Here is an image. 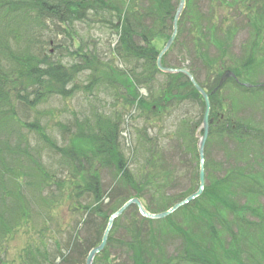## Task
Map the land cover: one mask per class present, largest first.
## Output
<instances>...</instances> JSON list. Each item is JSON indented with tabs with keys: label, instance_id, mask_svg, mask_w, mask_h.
I'll use <instances>...</instances> for the list:
<instances>
[{
	"label": "trees",
	"instance_id": "obj_1",
	"mask_svg": "<svg viewBox=\"0 0 264 264\" xmlns=\"http://www.w3.org/2000/svg\"><path fill=\"white\" fill-rule=\"evenodd\" d=\"M70 2L69 0H0V264H59L60 261V264H64L63 251L55 247L58 245L55 241L57 236L59 239L58 233L47 247L41 238L44 233L42 230H49L50 223H54L46 212L50 207L42 204L44 201L50 202L46 199L47 197H43L44 188L47 181L51 179V175H57L51 172L55 171L51 168L49 177L46 174L48 169L43 167V164L48 152L58 151L59 147L50 139L47 126H42L41 119L36 115L40 114L39 109L48 102L50 97L66 99L69 93L68 85L78 73L91 69L89 63L93 64L94 58L89 56L88 63L82 61V64L66 66L64 62L50 60L41 48L39 50L34 37L36 35L41 37L42 31L45 30L43 26L46 27L50 19L63 23L85 16L84 11H81L76 4L70 8ZM94 2L97 5V1ZM88 7L90 8V5ZM173 14V9L168 5H160L147 13L135 7V11L128 10L122 14L119 25L112 24V28L118 35L115 52L123 62L132 63L130 69L128 67L126 70L115 69L114 71L113 66H109L116 74L127 77L128 83L125 89L133 91L136 90L135 88L138 90L147 88L148 84L153 82L159 84L150 92V101L141 100L139 105L144 110L159 111L187 101L193 103L194 106H191L195 108L193 113L177 121L175 131L172 133L181 140L182 144L179 148L188 161L193 163L190 169L191 187L180 198L176 196L171 198L172 194L168 193L162 196L166 188L175 184L176 167L171 166V170L165 168L162 174H159L155 166V161H158L156 155H160V152H157L158 145L150 147L148 141L140 139L136 143H131L133 146L130 156H125L117 150L113 156L105 157V163L113 161L123 180L130 184L126 200L138 197L147 203L148 210L154 213L166 210L197 188L198 163L194 131L200 123L202 100L184 76L162 75L155 66L158 50L153 42L156 38L169 37ZM36 50H39L38 54L35 53ZM163 63L165 64V61ZM156 75L162 76L165 81L157 80ZM89 77L87 76V79ZM232 83L236 89L245 90L233 80ZM88 88L91 86L89 85ZM211 90L212 87L208 91ZM132 93L135 99V92ZM213 97L210 96L211 111L212 116L217 120L216 111L217 109L223 111V107ZM130 102L134 104L133 100ZM109 127L113 130L105 131V134L114 132L115 125H109ZM81 131L82 129L78 131V134ZM210 133H212L209 137L211 140L220 142L219 150L227 161L223 162L225 166L219 164L205 152L203 194L177 211V214L185 213L186 217L183 225L176 227L182 244L180 255H175L174 260L156 259L150 253V249L156 245V236L143 231L151 221L143 219L135 207H130L127 213L131 214L132 225L130 229L129 225L124 226V229H129L130 234L123 239L126 240L125 243L122 241L120 243L126 246L128 258L132 264H225L224 257L231 260L229 264H253L254 262V264H264L262 260L252 262L249 255L238 257L243 248H247L251 253L260 254V259L264 257V212L259 209L260 203L256 204L259 196L264 194V130L263 128L254 129L245 123H236L216 126L214 133L212 131ZM78 138L81 141L82 135ZM106 145L109 146V144ZM95 150L101 149L87 145L83 148L79 146L75 151H78L76 153L80 155L84 151ZM225 150H233V152L228 153ZM65 152L67 155L60 156V161L69 168L70 162L65 158L71 159L75 163L74 171L79 172L82 169L79 163L81 155L75 158L71 155L72 150ZM94 155L104 156L105 154L98 151L94 152ZM147 156L152 159V174L158 177L155 180L157 182L155 188L146 179L142 168V165L148 162ZM57 163L58 160L55 164ZM69 171L71 170L67 169V172ZM74 171L71 186L73 185L75 191H78L77 199L81 200L84 195L88 196L83 200L85 203L81 205L88 209L90 205L98 203L97 200L101 198L100 191L98 188L95 192L87 189L83 191L82 196L80 187L83 183ZM56 181L58 179L54 181L56 187L63 186L61 184L63 179H59V184ZM140 182L150 187L148 192L139 187ZM246 183L249 186L242 187V184ZM151 189L156 190L153 195H151ZM55 195L58 196V193ZM254 196L256 199L251 200ZM243 197L250 200L249 205L236 207L239 198ZM200 201L204 202L198 204ZM192 203L194 207L191 208ZM252 204H256V209ZM121 205L114 209L107 206L106 210L111 209L114 212ZM73 209L76 210V207ZM250 211L256 219L246 217ZM224 212H227L230 217H225ZM240 213L242 215L239 216ZM93 216L103 222V225L97 229V234L100 235L109 215L102 214L97 208ZM118 221L119 219L114 222L107 246L99 256L103 264H108L109 250L111 244L114 245L113 233ZM55 227L58 225L55 224ZM172 230L176 232L174 228ZM220 231L230 241L229 244L222 242L218 237ZM31 234L36 238V242L20 247L16 257L9 260L6 256V243L24 235H26L24 238H27ZM197 234L200 236H196ZM24 238L19 239L23 241ZM66 242L69 244L66 250L72 246L71 249L77 251L81 258L86 255L83 244L73 236H69ZM216 250L220 253L221 260L216 256ZM245 259L248 260L247 263Z\"/></svg>",
	"mask_w": 264,
	"mask_h": 264
},
{
	"label": "rangeland",
	"instance_id": "obj_2",
	"mask_svg": "<svg viewBox=\"0 0 264 264\" xmlns=\"http://www.w3.org/2000/svg\"><path fill=\"white\" fill-rule=\"evenodd\" d=\"M69 1H71L70 8L76 4L81 11H84L85 16L63 23L50 19L47 26H43L45 30L42 31L41 37L36 35L34 42L37 43L39 50L41 48L49 56L50 60L64 62L66 66L82 64V61L87 62L89 56L94 58V62L93 64L89 63L91 69L78 73L71 81L72 83L68 85L69 93L66 99L50 97L48 102L39 109L40 114L36 115L41 119L42 126H47L50 139L56 142L55 144L59 147L58 151L50 150L48 152L47 159L43 164V167L48 169L46 174L49 177L51 168L55 169L51 172L57 175H51V179L47 181L44 188L43 197H47L46 199L50 202L44 201L42 204L50 207L46 212L49 219L54 220V223H50L49 230H42L44 233L41 238L47 247L58 233L59 239L57 236V240H55L58 245L55 247L63 251L64 264H72V262L73 264H84L86 255L81 258L77 251L71 249L72 246L66 250V246L69 245L66 240L69 236H73L83 244L86 253L90 248L96 246L100 242L103 232L102 230L98 235L97 229L103 225V222L93 216L95 210L99 208L102 214L110 215L112 210H106V207L110 206L114 209L122 204L127 198L130 187V184L123 180L113 161L105 163V157L113 156L117 150L125 156H130L132 153L131 143H136L140 139L148 141L150 147L158 145L157 152L159 151L160 155H156L158 161H155V166L160 172L159 174H162L165 168L171 170V166L175 165L176 167L175 184L166 188L162 196L168 193L172 194L171 198L174 196L180 198L191 187L190 169L193 163L188 161L186 155L179 148L182 144L181 140L172 133L175 131L177 121L193 113L195 108L193 103L181 101L182 103L178 102L179 104H175L176 106L171 105L170 108L167 107L159 111L144 110L139 105V101L149 102L150 92L156 89L159 84L153 82L148 84L147 88L139 90L135 88L136 90L133 91L136 98L134 99L133 91L125 89L128 83L127 77L116 74L112 68H109L112 65L114 71L115 69L126 70L128 67L130 69L132 65V63L123 62L115 52L118 38L112 24L116 25L122 19V14L125 11H135V7H138L147 13L157 9L160 5L171 6L174 11L178 0H96L97 5L95 0ZM87 10L89 11L87 12ZM178 26L179 33L164 60L166 66L185 68L192 72L196 80L207 91L211 87L213 89L225 71H229L238 79L239 83L246 86L264 85V0H186L185 10ZM166 38L157 39L155 48L162 47ZM39 50H36L35 53L38 54ZM215 57H217L216 60H212ZM87 76H90L89 79ZM155 78L165 81L160 75H156ZM89 85L91 88H88ZM247 91V89H236L231 79L224 82L223 88L213 97L223 107V111H218V109L216 111L218 121L211 127L213 133L216 126H228L236 123H245L254 129L263 128L264 130V127H259L264 125V111H260L264 105L262 101H258L263 97L264 92L262 95H257L255 93L257 90L253 92L251 89L249 93ZM252 98L255 99V105L248 102V99ZM131 100L134 101L133 105ZM168 112L171 114L166 117ZM202 115L203 109L200 113V125H202ZM210 116L214 118L212 111ZM107 123L109 124L107 125ZM109 125H115L117 133L114 129L113 133L105 134V131L113 130ZM198 126L194 134H196ZM80 129L82 131L78 134ZM253 132L255 133V131ZM211 134L209 131L207 136L209 142H206L205 152L212 160L225 166L223 162L227 160L219 150L220 142L211 140L209 138ZM79 135H82L81 141L78 138ZM87 145L101 150L84 151L80 153L81 156L76 153L78 151L75 150L79 146L83 148ZM70 150H72L71 155L75 158L80 156L79 161L81 162L79 163L82 169L79 172L74 171L75 163L71 159L64 157L70 162L69 168H66L59 159L60 156L67 155L65 151ZM98 151L105 155L93 156V153ZM225 152L231 153L233 150H225ZM56 160H58L57 164H55ZM147 161V164H143L142 168L146 179L155 188L157 186L155 180L158 177H154L152 174L153 167H151L150 156H147ZM262 161L263 159L261 163ZM67 169L71 171L67 172ZM73 171L83 183L80 187L82 196L84 195L83 191L87 189H92L95 192L98 188L100 191L101 198L97 200L98 203L90 205L88 209L81 206L82 203H85L83 200L88 196L84 195L81 200L77 199L78 191H75L73 185L71 186V182L74 180ZM57 179L56 183L58 184L59 179H63L61 183L63 186H55L54 181ZM248 186V183L242 184L244 188ZM139 187L147 192L150 188L142 182L139 183ZM58 189L61 190L58 191ZM151 190V195H153L156 190ZM55 193H58V196ZM253 199L256 197L251 198V200ZM249 201L244 197L239 198L236 207H246V204L249 205ZM203 202L200 201L198 204ZM256 203H260L259 209L264 212V194L259 196V201ZM143 204L148 209L147 203L143 201ZM252 206L256 209V204H252ZM73 207H76V210ZM192 207H194L193 203ZM194 211H196L195 208ZM184 214L176 212L168 221L166 219L156 221L157 223L149 221L150 224L144 227L143 231L156 236V245L150 249V253L156 259L174 260L175 255H180L182 244L176 227L183 225L186 219ZM130 215L126 212L118 221L115 233H113L114 245L111 244L109 250L108 264H132L128 258L129 253L126 246L123 244L126 242L123 239H126L130 234L129 229L132 225ZM223 215L227 218L230 217L227 212H224ZM246 217L255 218L252 211ZM55 224L58 227H55ZM125 225H129V229H124ZM173 228L176 232L172 230ZM26 235L20 237L24 238ZM196 236H200V234ZM218 237L222 242L230 243L223 232L220 231ZM19 238L6 243V256L9 260L16 257V252L20 247L36 242L33 234L24 238V242ZM215 253L221 260L220 253L217 250ZM245 255H249L252 262L262 260L264 263V257L260 259V254L251 253L247 248H243L238 257ZM224 259L225 264H229L231 261L226 257ZM247 262L248 260L245 259V263ZM94 264H103L102 258L99 257Z\"/></svg>",
	"mask_w": 264,
	"mask_h": 264
},
{
	"label": "water",
	"instance_id": "obj_3",
	"mask_svg": "<svg viewBox=\"0 0 264 264\" xmlns=\"http://www.w3.org/2000/svg\"><path fill=\"white\" fill-rule=\"evenodd\" d=\"M185 7V0H178V6L176 8V12L172 21V34L170 38L168 39L167 43L165 46L162 48L160 53L157 56L156 59V64L157 68L162 72L166 74H176L180 73L185 75L188 80L191 82L192 86L195 88V90L202 96L204 105H205V110L203 114V119H202V135L197 138V154H198V160H199V172H198V188L196 192L193 194L189 195L186 197L184 200L174 204L169 210L159 213V214H151L147 212L141 202L133 198L129 201H127L125 204H123L116 212H114L108 219L106 228L103 232V235L101 237V241L98 244V246L92 248L89 252L88 255L85 259V264H92L94 257L100 253L107 242L108 234L109 231L112 227L113 221L118 218L130 205H135L140 213V215L144 218L147 219H152V220H157V219H162L170 215L172 212L180 208L181 206L186 205L187 203L193 201L194 199L198 198L203 191L204 188V168H203V162H204V145L207 140L208 136V129H209V124H208V116H209V111H210V105H209V100H208V95L198 86V84L195 82L194 78L192 75L184 69H170V68H164L161 66V58L162 56L166 53V51L170 48L172 45V42L176 36L177 33V22L178 19L180 18V15L182 11L184 10ZM230 72L226 71L223 73V75L220 77V81L218 83L217 88H215L212 93H214L222 84L223 82L230 76Z\"/></svg>",
	"mask_w": 264,
	"mask_h": 264
}]
</instances>
